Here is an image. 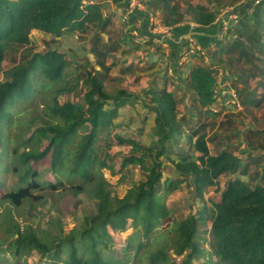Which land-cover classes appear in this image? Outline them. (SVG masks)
I'll use <instances>...</instances> for the list:
<instances>
[{"label": "trees", "instance_id": "obj_1", "mask_svg": "<svg viewBox=\"0 0 264 264\" xmlns=\"http://www.w3.org/2000/svg\"><path fill=\"white\" fill-rule=\"evenodd\" d=\"M148 1L151 9H162V22L170 26L187 19L201 26L210 25L219 13L193 0ZM181 1L187 5L184 9ZM100 9L101 2L91 0H0V162L6 163L3 178L7 173L16 177L6 191L0 189V264L9 263L10 254L20 262L33 251L41 258H57L61 264H128L131 260L132 264H196L194 260L205 254L198 243L199 226L207 221L211 222L212 251L202 263L264 264V164L257 173L259 180L254 184L247 181L250 165L264 157V129L251 125L244 135L226 133L225 138L240 135L245 149L221 143L213 153L208 140L218 133L208 135L209 121L203 119L204 109L217 101L214 87L219 69H233V85L245 107H259L264 101V0H244L237 8L240 19L232 28L236 36L227 46L215 37L219 57H214L213 47H209L207 56L211 60L207 64L200 56L192 59L189 68L186 64L176 68V78L183 88L175 85L179 96L171 89L173 77L168 71L161 76L153 71L157 61L147 62L145 71L153 78L143 92L148 96L144 99L122 87L112 93L106 90L110 72L120 60L113 55L119 43L102 40L112 17L103 15ZM87 22L94 28L90 49L99 67L91 65L90 70L75 77L76 83L85 86L80 101L61 102L60 94L71 88L66 80L72 74L67 67L73 60L51 46L33 51L31 32L59 37L66 31L82 29ZM179 50L176 46L170 53L175 63L180 58ZM111 54L115 59L107 63ZM5 61L10 62L7 68ZM138 64L132 61L123 71L132 72L140 68ZM159 78L162 80L157 85ZM49 93L52 96L48 99ZM40 97L44 105L39 112L35 101ZM185 98L194 105L198 117L189 127L190 133L185 134L196 156L187 153L181 143L187 114L180 116V103ZM127 103L133 109L144 108L141 122L146 120L147 112L153 115L157 138L146 144L116 135L120 144L131 147L117 172L133 163L143 171L142 177L119 196L107 188L103 171L113 169L109 163L113 157L102 154L96 143L101 136L109 138ZM233 120L228 117L221 124ZM175 144L181 147L177 157L171 155ZM48 154L52 181L43 180L34 167ZM164 157L174 166L168 178H164ZM221 176H227L225 187L219 200L209 206L206 190L218 184ZM184 182L203 204L184 216L173 217L171 229L160 230L170 218L167 199ZM68 193L86 194L96 201L97 211L86 215L81 227L67 233L60 227V234H52L20 211L25 207L36 209L47 199L51 200V208H56L61 198L58 196ZM129 228L132 231L126 235L123 260L111 254V229L122 234Z\"/></svg>", "mask_w": 264, "mask_h": 264}, {"label": "rangeland", "instance_id": "obj_2", "mask_svg": "<svg viewBox=\"0 0 264 264\" xmlns=\"http://www.w3.org/2000/svg\"><path fill=\"white\" fill-rule=\"evenodd\" d=\"M91 1L96 2L98 0ZM140 1L145 2V0ZM243 1L244 0H240L236 3H232L230 2V0H193L194 3L204 4L209 8L219 10L218 17L215 22L218 25L217 30L219 31H217V41L222 42V46H227V43L236 36V31L232 28L234 27V25L239 23L240 16L236 11L238 10L237 8L243 3ZM180 3L182 4L183 9L187 6L183 1H181ZM111 8V6H106L104 8V10L107 12V15H110L112 17V23L108 27L107 32L103 33L102 40L107 41V39H109V44L116 41L119 43L118 49L114 51L115 53L113 55L118 56L120 60L110 72V76L106 81V90L112 93L115 92V89L122 87L128 91L143 95L141 99H144L147 96L144 94L145 89L146 87H148L149 82L152 80L153 74H148V72L145 71V63L140 64L141 60H144L145 57L141 54L143 53V50L138 48L137 45L144 44L147 39L140 34L143 40L136 41L134 39V36H130L131 40L126 41V35L130 34L125 31L126 23L123 21V16L121 15L122 19H120V15L117 12H113ZM99 11H101L103 14V9H100ZM161 14L162 9H159V11L157 10L156 13L153 14V16L160 20ZM96 16L99 17V14ZM156 18H153V22H156ZM222 20L227 21V24L229 23L227 29L221 30V28L225 26ZM97 21H100V19L98 18ZM191 21L192 20L187 19L182 23L185 24V27L190 28L189 23ZM90 28L91 23L87 22L82 29L75 31H66V33L59 37H52L51 35L42 33L38 30H33L31 32V47L33 51H43L46 50L48 46H51L67 54L68 58L73 60V62L69 63V66L67 67V72L72 74L67 76L66 80V85L70 86L71 88L66 90V92H62L60 94L59 100L61 102L80 101L83 93L85 92V86L82 82L76 83L75 77L80 73H84L86 69L90 70L91 65L97 68L99 67L97 66L95 55L90 49V36L94 30V28ZM53 38L54 40H52ZM201 43L197 41V44L200 45L201 48L207 49L205 46L206 44L203 45ZM217 48L218 47L214 44L213 50L214 57L216 58L220 56V54L216 53ZM113 55L111 54V56L106 59L107 63H111V61L115 59L113 58ZM221 56L223 57V59L227 58V55ZM17 58L20 60V54L17 55ZM203 58L205 64H207L208 61L211 60L209 56H203ZM169 60L171 62V67H168L169 69L163 62L157 65L153 71L155 73H160L161 76L168 71V75L173 77V85L171 86V89L176 93L177 96H179L180 91L175 88V85L180 86L181 82L176 78V68L181 69L185 64L186 67L189 68L190 64L189 62H183L182 65H179L178 61L175 63L173 59ZM132 61L136 62V65L139 63L140 65L138 64V67L140 68H134L135 70L132 72L123 71V69H125L127 65ZM88 62H90L91 64H89ZM9 64V61H5L4 68H7ZM241 66H243L242 63ZM215 68L217 69L218 67L215 66ZM232 70L229 69L226 72H223L222 69L218 70L219 72L217 75V85H215L214 89L220 90L224 88L228 90V93H231V95L232 93H236V95H238L237 99L232 96L234 98L233 100L235 101H230L228 104L230 106L220 105V103L216 101L205 108L203 113V119H208L209 121V124L206 128L208 135L212 136L218 133L216 138L208 140L209 147L211 148V151L213 153H215V151L217 150V145L221 143L222 146H226L227 143L238 144L243 150L245 149L246 144L244 143V140L243 142L241 141L240 135L245 134L247 126L249 127L252 125L256 129H264V101L259 107H245L239 99L238 89L233 85L234 76L232 74ZM0 79H2V77H0ZM161 80V78L158 79L157 85H160ZM181 89H183L182 85L180 86V90ZM49 95L50 96L48 97V99L52 96L51 93H49ZM42 101H44L42 100V97L36 99L35 101V103H38L37 105L39 106V112L42 110L44 105V102ZM138 103L140 104L139 106H142L141 100H138ZM181 103L180 116L183 113L187 114L184 118V130L181 135L182 147L190 155L192 154V156H196L198 155V153L192 151L189 148V144L186 140L187 138L185 134L190 133L189 127L193 126L194 123H196L198 119L197 112L194 105H190V102L187 100V98H185ZM213 106L217 107V112L210 110V108L216 109V107ZM122 111L123 115L119 116L116 120L117 122H119V124L115 128H113L109 135V138L105 139L103 136H101V138H99L96 143L102 154L106 153L107 155L113 157L111 160H109V163L114 166L113 169L104 168L103 171L106 178L108 179V182L106 183L107 188L110 189L112 193L118 194L119 196L122 195L132 185V183L137 182L139 178L142 177L143 171L138 164L133 163L126 166L121 172H117L119 167L121 166L120 161L122 160L124 155H127L130 152L131 147L127 144H120L116 135H120L122 137H133L137 141L146 144L153 143L157 138L155 135L156 126L153 120V115L151 113L147 112L146 120L141 122L140 118H142V116L140 117V113H143L144 108L139 107L133 109L130 104L127 103ZM232 114H234V116ZM228 117L229 119H234V122L231 124L226 123L222 125L221 121H224ZM232 131H237L240 135L235 136V134L231 138H225L226 133L231 134L233 133ZM180 148L181 147H178L177 144H175L171 150V155L177 157V151H179ZM240 155L243 154L241 153ZM163 163L164 178L171 177V173L174 171L173 163L167 157L163 158ZM263 164L264 157L258 160L257 164L253 162L250 165V171L247 177L248 182L254 184L256 180H259L260 177H257V173L260 172ZM50 165L51 154H48L45 158L34 164V167L40 172V177H42L43 180H54ZM5 166L6 163L4 162V160L3 162L1 161L0 189L3 191H6L7 188L16 181V177L11 173H7V176L3 178L5 176ZM242 178L244 177L242 176ZM226 180L227 176H221L218 184L207 188L205 201L209 206H213V201L219 200L220 193L225 187ZM58 197L61 198L58 202V207L56 208H51V200L47 199L37 205L36 209L25 207L20 211L24 212V215L27 217V219L32 221L34 224H41L42 227L48 229V231L52 234H60V227L64 230L65 233L69 232L73 227H81L84 221V217L86 215L94 214L97 211L96 201L89 198L86 194L82 193L78 196H73L72 194L68 193L59 195ZM167 200L170 207L168 210V215L170 218L166 219L163 225L159 228L163 231L172 228L173 217H180L182 215L184 216L190 211H195L203 204L201 200L193 197L192 187H190L185 182L182 183L175 192L170 194ZM210 225L211 222L207 221L205 223H201L199 226L200 233L198 236V243L200 244V247L204 249L205 254H203V256H201L199 259L194 260V263L196 264H201L202 261H204L209 256L207 252L212 251ZM131 231L132 228H129L126 233L121 234L119 231L111 229V233L114 237V244L111 250L112 255L123 260L126 259L123 248L127 245L126 235ZM131 254H133V252ZM8 259L9 263L6 264H61L59 259L41 258L35 251L30 252V254L22 258L20 262H18L16 258H13L11 254L8 256ZM214 260L216 259L214 258ZM131 261H129L128 264H132Z\"/></svg>", "mask_w": 264, "mask_h": 264}, {"label": "crops", "instance_id": "obj_3", "mask_svg": "<svg viewBox=\"0 0 264 264\" xmlns=\"http://www.w3.org/2000/svg\"><path fill=\"white\" fill-rule=\"evenodd\" d=\"M101 2V6L103 9V15H107V12L104 10L106 6H111L113 12H117L119 15V18H121V15L123 16L125 13H129L128 11V2L127 0H124L121 3H114L112 0H98ZM125 2H127L125 4ZM141 6L134 7L131 9L130 18L138 25L140 34L144 36L147 39V43L141 44L139 47L141 50H143V53H141L145 58L144 60H141V64L145 63L147 64V57L151 51L154 52V55L158 57L157 65L164 62L166 64V67H171L170 62V54L172 49L176 46L181 47L184 46L186 43V36L187 35H193L197 41H199L201 44L205 45L207 49L209 47H213V45L216 43L215 37L218 36V25L216 22L210 25L201 26L194 22H190V28L185 27V24L180 23L174 26H170L172 28V34L170 36L162 35L160 33H157L154 29L153 18H156L153 16L154 13H156L155 10H151L149 7V1L145 0V2H141ZM155 11V12H154ZM159 11V10H158ZM156 22L160 24H164L162 20L156 18ZM123 27V25H122ZM193 30V31H192ZM196 30V31H195ZM198 30V31H197ZM218 31V32H217ZM159 37H162V40H166V42L169 44V47L164 48L162 46H158ZM131 37L127 34L126 35V41L131 40ZM180 45V46H179ZM206 49V50H207ZM142 52V51H141ZM166 53V54H165ZM166 55V58H163V55ZM169 60V61H168ZM169 69V68H168Z\"/></svg>", "mask_w": 264, "mask_h": 264}, {"label": "built area", "instance_id": "obj_4", "mask_svg": "<svg viewBox=\"0 0 264 264\" xmlns=\"http://www.w3.org/2000/svg\"><path fill=\"white\" fill-rule=\"evenodd\" d=\"M84 3H86V0H84ZM141 5H142V3L140 0H128V8H129L128 11L131 12V9H133L134 7H137V6H141ZM129 13H125L123 15V21L126 23L125 31L130 34L129 36H134V39L136 41L143 40L141 35H140L138 25H136V23L130 18ZM128 14H129V16H128ZM236 21H237V18H236ZM222 22H224L225 26L223 28H221V30L227 29V27L229 26V23L227 24V21H225V20H222ZM154 29L156 30L157 33H160L162 35L170 36L172 34V28L166 24L162 25L158 22H155ZM158 42H159L158 46H162L164 48L169 47V44L166 42V40H162V37H159ZM165 54L163 55V58H166ZM179 54H180V58L178 59V64L182 65L183 62H186V63L189 62L190 63L194 57H200V56L206 57L207 56V50L201 48V46L197 44V40L193 35H187L186 36V43L184 46L180 47ZM168 55H170V54H168ZM214 92H215V96L217 98V101L220 103V105H225V106L228 105L230 101L234 102L235 100H233V99L234 98L237 99V96H238V95H236V93H232V95H231V93H228V90H226L224 88H222L220 90L214 89ZM232 96H234V98ZM228 106H230V105H228ZM213 107H216V106H213ZM210 110L215 111V112L218 111L217 107H216V109L210 108Z\"/></svg>", "mask_w": 264, "mask_h": 264}, {"label": "water", "instance_id": "obj_5", "mask_svg": "<svg viewBox=\"0 0 264 264\" xmlns=\"http://www.w3.org/2000/svg\"><path fill=\"white\" fill-rule=\"evenodd\" d=\"M147 61L152 63L158 61V57L154 55V52L151 51L147 57Z\"/></svg>", "mask_w": 264, "mask_h": 264}]
</instances>
